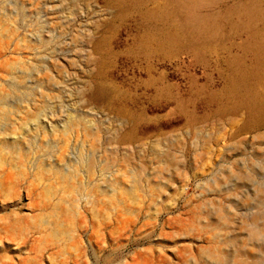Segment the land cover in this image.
<instances>
[{
    "label": "rangeland",
    "instance_id": "obj_1",
    "mask_svg": "<svg viewBox=\"0 0 264 264\" xmlns=\"http://www.w3.org/2000/svg\"><path fill=\"white\" fill-rule=\"evenodd\" d=\"M0 103V264H264V0H0Z\"/></svg>",
    "mask_w": 264,
    "mask_h": 264
},
{
    "label": "bare ground",
    "instance_id": "obj_2",
    "mask_svg": "<svg viewBox=\"0 0 264 264\" xmlns=\"http://www.w3.org/2000/svg\"><path fill=\"white\" fill-rule=\"evenodd\" d=\"M0 106L2 107V108H1L2 110H0V115H1V117H4V116H6V115L8 116V115L11 113V112H9L7 109H6L7 112L4 111V108H7V107H6L3 103H0ZM11 114L14 115V116L16 117V111H15V110H14ZM18 114H20V113L18 112ZM246 126H247V125H246ZM246 126H244V127H246ZM247 127H249V126H247ZM247 127H246V128H247ZM242 130H244V128H243ZM246 130H247V129H246ZM263 136H264V135H263ZM260 137H261V136H260ZM263 139H264V138H263ZM263 139H261V140H263ZM263 141H264V140H263ZM7 144H8V143H7ZM0 145H2V144L0 143ZM5 145H6V144H5ZM6 147H8V146H6ZM3 148H4V149H3ZM3 148H2L3 151H4V150H8V149H5V147H3ZM8 148H11V147L9 146ZM13 148H14V147H13ZM0 149H1V148H0ZM13 150H14V149H13ZM11 151H12V150H11ZM0 153H1V152H0ZM4 153H5V152H4ZM6 153H7V152H6ZM8 153H9V152H8ZM11 160H12V159H11ZM12 161H13V160H12ZM84 161H85V160H84ZM84 161H83V162H84ZM84 164H85V163H84ZM87 166H88V165H87ZM87 169L89 170V168H87ZM91 169H93V168L90 167V170H91ZM166 169H167V168H166ZM164 170H165V169H164ZM5 177H6V176H5ZM6 178H7V177H6ZM7 180H8V179H7ZM7 180L5 179V180L3 181V186H4V188L9 187V185H10V184H9L8 186L6 185ZM66 181H67V180H66ZM66 181H65V182H66ZM68 182H69V180H68ZM7 183H8V182H7ZM66 183H67V182H66ZM212 183H214V182H212ZM115 184H116V183H115ZM214 185H215V183H214ZM1 186H2V185H1ZM72 186H73V185H72ZM114 186H115V185H114ZM115 188H116V187H115ZM262 188H263V187H262ZM120 189H121V188H120ZM122 190H123V189H122ZM117 191H118V190H117ZM181 191H182V190H181ZM47 192H48V191H47ZM259 194H260V191L258 190V191H257V195H256V197H257ZM110 195H111V194H110ZM130 196H131V195H130ZM261 196H264V195L262 194ZM132 197H133V196H132ZM55 207H56V206H55ZM57 207H58V206H57ZM58 208H59V207H58ZM52 209H53V208H52ZM53 210H54V209H53ZM53 210H52V212H53ZM262 210H264V209H262ZM263 214H264V212H263ZM260 215H261V214H260ZM55 219H56V218H55ZM256 225H257V223H256ZM256 225H253V226H256ZM258 225H260V223H259ZM215 226H216V225H215ZM215 226H214V227H215ZM208 227H209V226H208ZM210 227H212V226H210ZM216 227H217V226H216ZM250 227H252V226H250ZM256 228H257V227H256ZM240 229H241V228H240ZM243 229H244V228H243ZM214 230H215V228H214ZM241 230H242V229H241ZM255 230H256V229H255ZM255 230H254V231H255ZM257 230H258V229H257ZM57 231H59V230H57ZM59 232H60V231H59ZM61 232H63V231H61ZM68 233H70V232H68ZM68 233H67V234H68ZM262 233H263V230H260V232L257 233V235L260 236V238H261L262 236H264ZM253 235H254V234H253ZM253 235H252V236H253ZM255 235H256V234H255ZM257 235H256V236H257ZM256 236H255V237H256ZM242 249H243V248H242ZM211 257H212V256H211ZM211 264H212V263H211ZM220 264H221V263H220ZM223 264H224V263H223ZM234 264H235V263H234Z\"/></svg>",
    "mask_w": 264,
    "mask_h": 264
}]
</instances>
